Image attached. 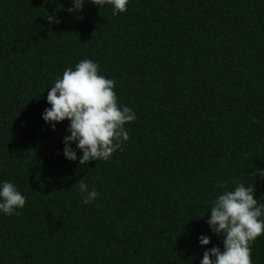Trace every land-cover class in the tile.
Masks as SVG:
<instances>
[{"label": "trees", "instance_id": "16d2710c", "mask_svg": "<svg viewBox=\"0 0 264 264\" xmlns=\"http://www.w3.org/2000/svg\"><path fill=\"white\" fill-rule=\"evenodd\" d=\"M69 7L0 0V183L27 197L20 215L0 212V264H200L223 250L206 223L218 182H253L264 203L252 175L264 170V0ZM82 59L137 116L123 151L85 165L63 154L69 121L53 131L42 118L56 77ZM82 178L99 193L89 205ZM251 259L264 264V233Z\"/></svg>", "mask_w": 264, "mask_h": 264}, {"label": "clouds", "instance_id": "9594fccd", "mask_svg": "<svg viewBox=\"0 0 264 264\" xmlns=\"http://www.w3.org/2000/svg\"><path fill=\"white\" fill-rule=\"evenodd\" d=\"M86 0H72L73 7L68 13L82 10ZM102 7L110 4L113 16L127 12L129 0H87ZM62 6L57 10H61ZM49 23H60L53 15L44 17ZM100 66L91 59H82L75 68H66L58 75L47 94V102L42 118L56 130V124L69 121L63 138V154L66 159L85 165L90 161L112 158L130 139L125 125L135 122L136 113L132 108L119 103L114 91L116 81L99 74ZM75 144V149L71 147ZM77 150L82 155L77 157ZM252 175L264 178V170L257 169ZM234 187L218 182V192L211 200V215L206 221L212 233L222 237L223 250L219 246L208 248L203 253L200 264H253L251 245L264 233V203L255 198L254 183L234 180ZM75 186L81 193L83 205L92 204L99 199L93 186L89 189L86 178L79 179ZM27 197L17 186L9 181L0 183V212L5 215H20ZM201 246L211 243L206 235L199 237Z\"/></svg>", "mask_w": 264, "mask_h": 264}]
</instances>
